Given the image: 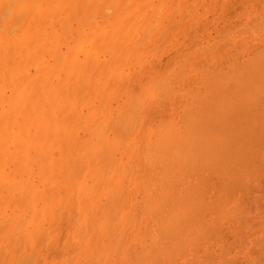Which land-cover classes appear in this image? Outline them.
<instances>
[{"label":"bare ground","instance_id":"1","mask_svg":"<svg viewBox=\"0 0 264 264\" xmlns=\"http://www.w3.org/2000/svg\"><path fill=\"white\" fill-rule=\"evenodd\" d=\"M154 1H156L155 3L159 1L158 8L155 6L153 7L152 3ZM154 1L0 0V243L1 241L3 242V245H0L2 247V249L0 248V253L4 254L3 252H5L8 255V258H5L4 261L7 259V261L10 262L13 258L25 257L24 253L27 251V259L23 258L26 263H23V260H21L22 262L19 261L20 258L16 259L21 264H32L34 259L32 258V260L30 258L31 256L34 257L33 253L36 249L34 248L35 250H32L33 252H28V250L36 246L39 247L40 244L38 245V242L41 243V241H51V243H53L52 241H59L62 242L61 247L53 248L48 245L43 253L39 252L38 254L35 251V255H38L35 259V264H217V262H214L213 253H210V251V255L205 254V256L202 253L199 254V248L201 246L206 244V246H209V244H211L210 239L212 237V230H215L216 227V225L212 227L211 224V222L215 224V220L212 221L215 218L213 212L215 210L217 211L216 213L220 212L222 215L218 214L219 217L226 219L229 215L228 220L232 219L230 218V214L232 215L237 212V214H235L237 217L235 215L231 217L234 218L235 216V218H238V215L242 214V209L239 210V213V208H237L239 205L237 204V200L239 199H237V197L233 198L234 192H237V189L242 187L239 189L241 190V194L238 198H240L244 190L243 184L252 181V176L249 178L250 180H246V177H248V175L250 176L252 172L253 174L257 172L256 175L258 176L260 172L262 174L264 170V166L262 167L263 170L260 168L261 164L264 165V160H262L264 153L262 154L260 152L261 154H259L262 156L258 155L261 149L255 148V146L259 147L260 145H264V131L262 132L261 130L264 126V112L262 110L264 109V104H262L261 101L264 99L260 98V95H264V90L261 89L264 88V80H262L264 79V77H262L264 75H254V77H257L254 81L257 79L259 81L261 79L259 81L260 83L255 81L256 83L258 82L259 85H254L253 81V73H257L258 71L259 74L260 69L258 70V67L264 68V58L262 57L264 56V49L261 47L262 49L260 48L258 50L259 47H257L261 46V44L258 45V43H263L262 41H264V32H262V29L264 30V23L262 24L264 20L260 18L261 20L259 21V18L251 14L255 9H258V7H254L252 12L249 11V14L254 16L251 18L254 20L256 17L257 20L254 21L256 23H253L251 19V23H253V27L250 25L252 31L256 34L257 32L263 34V36L257 34L261 38L256 37V35L253 37L257 38L255 40L257 49L255 47L252 48L253 45L251 47L253 51L249 48L247 49L252 51V53L249 51L245 52L246 54L247 52L251 54V56L248 55L246 57V61H243V59H245L244 56L243 59H239L245 53L242 54L241 57L239 56L238 60L240 61H235L234 57L236 58L238 54L234 56V51L232 49H234L236 42L237 44L239 42L235 39L231 41V43L236 41L235 44H232L234 45L231 49L233 52H229V55L231 54L232 56L227 55L228 51H223L226 53L224 56L226 60L228 58V60H230L231 58V62L227 60L225 64L229 62L228 64L231 63L230 65H232V68L236 66L238 71L236 67L233 69L238 73L241 70L240 74H235V71L227 64L231 72L234 71L232 73L235 74V76L240 75V79L239 76H237L238 78L235 77L236 81L242 85L248 81L245 84L249 85V87H240L239 83H237L238 86L236 81H233V85H237L236 87H240V89L235 87V90L232 85L233 87H231L233 90L230 93L234 95L236 93L235 91H237V95L231 98L230 96H232V94H226L227 90L231 91V89L227 87L229 83L226 82L227 85L224 81L229 79L234 80V76L229 72L230 69L229 71H227L228 69L226 70L227 66L221 68L223 66L220 65V67L216 63L215 65L218 66V68H216L214 62L212 64V66L214 65L216 68L212 69L214 74L210 70L211 67L210 69L204 67V69L212 74L214 78V75H216L217 78H215L216 80L213 77V79L210 78L211 81L214 80V82H212L213 85H211V81L209 83L203 82L204 86L208 84L206 90L211 87L210 91H213L217 87L213 89L212 86L214 87L219 83H224L223 85H225V88L222 86L223 89H221V85H219L220 87L217 89H220L218 93L221 95L217 93V90H215V94H210V91H206L202 84H198L197 86L193 81L192 86L196 84L195 87L197 90H200L199 86L203 88V91L201 90L203 94L198 91V95L202 98L204 91H206L208 94L205 93L208 96L202 99L206 100V98H209L208 100L210 102V98L215 96L211 102L216 104L212 107L213 103L211 104L210 102L209 104L206 100L207 102L204 101V103L206 102L207 104H203V106L205 105V109L196 110L198 106L200 108L204 107L200 106L202 105V103H200L202 100H200V97L197 95V90L195 91L196 88L194 89L192 86L189 87V79L194 78V80L198 82L201 80L199 76H203L202 78L207 80L206 76H209L207 75L209 73L204 70L203 67H198L199 69L197 67H192L195 63H190L191 60L189 61L188 58H185V60L187 59L186 61H188L186 62L182 57L183 61L180 59L179 61L182 63L185 62L186 64L179 62L178 65L175 63V65L178 66L176 68L171 67L172 69L170 71L166 70V73L165 71L164 73H159L158 70H154V65L152 66V63L155 61L153 60H150L151 65L149 64L152 70L147 66L145 70L144 64L150 58L155 57V51L161 44L162 46L166 44L164 40L169 39L168 36L172 35L171 32L174 29L171 28L172 30H168V32L171 31L170 35L167 33L168 36L163 39V41L161 40L163 36L160 39V35L162 34L159 33L161 30H159L158 27L161 29V25L162 27L164 26L162 23L165 22L160 19L161 17H165L160 13L164 14L167 10L170 12L169 8L167 10L163 9L164 13L162 12L163 10L160 11V9H162L165 3L168 7L171 4H173V6H171L174 7L179 0H170V4L167 3V0ZM197 1L198 0H196V2ZM226 1L229 0H225L224 4H229L225 3ZM179 2H181L180 4L182 5L184 3L186 7V4L189 5L186 2H191V0H186V2L185 0H180ZM196 2H194V4ZM204 2L206 3L207 0ZM214 3L216 6L218 2L216 3L215 1L211 4ZM194 4L191 6L190 13L192 14L198 9L197 6L195 7L196 9L192 8ZM202 4L205 6L203 2ZM202 4L199 8L203 11L204 7ZM218 4V8L222 9V7H220L221 0ZM181 8L184 10V6ZM260 8L259 5V9ZM177 9L175 8V11ZM246 10L247 9L244 11ZM173 11L174 9H171V12ZM260 11L261 9L259 12ZM204 12L205 10L203 14ZM180 13H183L181 9ZM200 13H202L201 10L198 13L199 16L197 15L198 17L202 15ZM207 13L209 15L211 14V18L218 14L217 11L214 15H212L211 11L210 13L207 11ZM167 14L168 11L165 15L167 16ZM245 14H247L248 19L250 15H248L247 12ZM183 15L184 13L181 14L182 17ZM259 15H261V13H259ZM262 16H264V14H262ZM188 17L191 18L193 16L189 15ZM205 17L207 18L209 16L206 15ZM203 18L201 20L202 22ZM169 19L172 21V19L175 20L177 17L171 18L170 15ZM188 19H186V21H188L189 24ZM207 19H205V21ZM195 20H197V18ZM199 21L198 24H201ZM218 21L221 20L219 19ZM247 21H249V19ZM212 22H210V24ZM172 23L174 22H168L166 24ZM186 23H184V26ZM182 24L183 23H181L180 26L177 25L178 28H180ZM194 24H196V22ZM217 25L219 24L217 23L216 26ZM245 25L249 30V23L247 22ZM254 25L260 26L261 30L258 27L257 30ZM187 26L188 27L185 29L186 31L190 28L189 25ZM164 27L167 28V25ZM166 28L162 29V31L164 30L163 35L166 34ZM178 28H176V30ZM244 28L245 27H242L240 29L241 33L237 29V31L233 29L230 33L233 32L234 34V31L235 33L239 32L234 34V38L238 36L242 41V38L245 39L248 36L247 40L250 41V39H252L253 42L254 39L252 38V31H250L251 28L249 31H242L246 29ZM254 28L256 31H254ZM180 29H182V27ZM196 30L197 29H195V31ZM210 30L213 31V29ZM218 31L220 30L218 29ZM242 32L244 34L250 32V35L248 33L244 35ZM157 33L160 35L158 34L156 37L157 39L159 38L162 43L158 41L160 44L158 43L159 47H156L157 49L155 50L153 46H155L157 42L152 40V38H156L155 35ZM226 33L229 34V31L222 34ZM200 34L203 35L202 33ZM233 34L231 33V35L229 34L227 36H232L233 38ZM240 34L242 35L240 36ZM172 36L170 37L173 38ZM223 36L218 40L210 39L213 44L220 45L219 42L221 40H229L228 38L224 39L225 36ZM179 37L175 39L180 40ZM257 40H260V42H257ZM150 41L152 42L151 45ZM153 41H155V43ZM181 41L182 40H180V42ZM215 41L217 43H215ZM209 42L210 43L202 44L199 48L204 50L206 46H214L211 44L212 42L210 40ZM229 42H227L229 44L227 46L231 45ZM191 43L192 42H190V44ZM176 44H179V42ZM187 44L188 43L185 45ZM237 44L236 46L241 43ZM162 46L159 50L164 48H162ZM166 47L167 48L164 49L166 50L165 53L169 52V45H166ZM220 47L223 48L222 45H220ZM211 48L212 47H210V49ZM215 48V46L212 48L213 53L211 55L220 57V53H217L218 55L216 54ZM236 48L238 47H235L234 50H238ZM207 49L210 50L209 47ZM240 49V51L243 50V48ZM202 50L201 53H203ZM208 50L205 49L204 53ZM199 51L200 49L197 51L193 49L189 52L190 54L194 52V54L198 56L195 58L194 54H191L194 56L192 57L194 61H198L200 55L202 56ZM254 51H258L259 54L262 51V54H260V56H262L259 57L258 54L254 55L256 54ZM197 52H199L200 55ZM217 52L220 51L217 50ZM156 54H158L157 51ZM190 54H188L187 57H190ZM159 56L161 57L160 54ZM254 56L263 59L262 62V59L259 61L256 57L257 60L261 62L259 66H257L259 63ZM203 57L205 61L208 59L206 54L202 56L201 66L206 63L205 61L203 63ZM225 58L221 60V63ZM209 59L212 61L210 56ZM213 61H216V59ZM234 61L236 65L232 63ZM237 61L241 63V65L238 64ZM254 61H256V67L253 65ZM244 62H247L245 66ZM249 63L250 65L252 64L251 68L248 67ZM197 64H199V62H197ZM181 65H183V68ZM184 65L188 67H185L188 71L191 67L192 70H190L193 71L192 73L194 74L196 73L195 70L197 73H199L198 70L206 71L207 74H204L202 71L200 75L196 73L197 75L195 76H197V79L191 76V78L185 80L188 87H186V85L183 86L181 85L183 79L187 75V77L190 75L186 74V72H181V69L182 71L185 70ZM237 65H239V67ZM168 67L166 69H168ZM242 67L246 68V76H248V78L245 76V73L242 75V71H245ZM219 68L229 72L226 75L222 74L225 78L232 76L223 81L224 77H221L222 75L220 76L218 73L215 74L217 70L222 71ZM253 68H255L256 71ZM146 73L149 74L145 76ZM249 73L252 74L253 78L250 77L251 75ZM181 74H183V76ZM244 77L246 80L241 81L245 79ZM249 78H252V81ZM261 81H263V83H261ZM228 82L231 84L232 81L230 80ZM249 82H253V84ZM185 88H187L186 93L194 90L193 93H187L189 94L188 96L196 92L193 97H189L197 106H192L195 105L194 103L192 105L190 104V106H192L191 108L195 107V110L193 109L194 111L188 107V109H186L188 111L183 112L185 106L182 110L176 107V105H173L175 102L173 99L175 98V100H177L176 96L178 95H180L181 100L187 102V100L182 99L184 97H181L183 94V96L188 98L187 94L184 92V95L183 93ZM189 88L193 89L190 91ZM261 92L263 94H261ZM254 93L259 96V98L255 96V98L257 97L258 99L256 98V100L252 101L251 98L254 97ZM224 94L227 96L229 95V98L224 96ZM218 95L220 97L224 96L225 99L222 97L219 101L220 98ZM120 96H123L124 99ZM236 96L246 97L249 101L251 99L252 102H250L253 104L259 100L260 103L258 102V104L255 103L252 105L250 102L249 104L246 103L248 102L246 100V107L245 104H243L245 100ZM117 97L123 100L122 103L120 99V103H116ZM241 99L242 101H240ZM216 101H218V104ZM178 103L179 101L176 104L178 105ZM198 103H200V105ZM236 104H239L237 106L239 110L245 106L247 112L250 111L248 109L250 106L251 108L252 106L254 107V110L252 109L250 111L252 113H248L251 116V121L248 119L250 117H243L248 116L245 107V111H242V109L239 111L237 109L235 112ZM241 104L244 106H240ZM186 105L188 106L187 103ZM255 105H258V108ZM162 106L172 109V111L165 112L164 110L167 108H163ZM173 106L175 107L172 108ZM206 106L209 108L207 109ZM259 107L261 109H259ZM175 108L182 110L183 114H181L182 112L177 114L175 111L178 109L176 110ZM255 108H257L258 111L261 110L260 114L263 117H258L259 112L255 110ZM232 111L237 114L235 115ZM238 111L241 113H238ZM254 112L256 115L253 114ZM232 113L235 115V118L231 117ZM239 114H241L242 117H239ZM256 116L257 118H255ZM227 119H231V122L234 121L237 122V124H240L238 123L239 120L243 121L247 119L244 121H246L245 124H248H243V126L248 129L246 131H248L249 135L251 131L257 134L258 130H256V127L262 126L261 129L258 127L260 134L258 133L259 136H257V138H254L256 135H253V141L251 137H249L250 139L248 138L249 135L245 132V128H243L241 132H237V130H234L233 126H236L235 129L241 126L234 125L235 123L232 124L231 122H229L231 124H229V126L227 125ZM255 120L261 125H257L258 123L255 125ZM259 120H263V122ZM221 126H226L229 129L233 127L231 128L233 131H227L226 127ZM251 126L254 130L251 129ZM233 132H237L236 136L240 132V135L238 134L240 138L244 133L246 136H244V134V137L239 139ZM242 132L244 133L241 134ZM227 133H233L234 136H232V134L228 135ZM230 137H236L237 140H231ZM245 137L247 140L249 139V141H245V139H243ZM258 137L262 138L258 139ZM238 140L242 141V144L238 142ZM251 141H253L251 144L255 149L251 148L255 151L251 150L250 147V149L248 148ZM257 142H259L260 145ZM254 143L257 145H253ZM239 144L246 146L243 148V146ZM229 145L231 146L228 147ZM234 146L241 148H238L239 153H241L243 149L246 153H244V155H246L244 157L248 159L245 161L247 164L243 161V163L241 162L242 168L245 166L243 169L241 168L244 173L239 167L240 160L244 159L242 156L244 151L240 156L236 155L237 157L239 156V158L241 157V159H238V162L236 156L233 155V151H235V154H238V149ZM229 151H232L231 155L235 157L234 159L229 155ZM251 151L254 154L257 153L256 156H252ZM257 155L258 157L260 156V165L259 162L258 164L254 162V160L256 161L258 159ZM230 158L237 163L230 160L233 162L230 163L233 164V166L230 165V170H232L233 167L232 171L229 169L225 170L229 165L228 163L230 161L228 162V160ZM249 160L257 165L258 169H256V167L254 168V164H251L253 169L256 170L255 172L249 167L251 163ZM234 164L239 167L236 168L241 170L243 174L247 175V172L249 173L247 176L244 175L243 177V175H240L241 172H239V183L237 179H235L236 181L233 180L234 176L232 178L231 172H233L234 169L238 172V170L234 168ZM220 168L223 170L221 169L218 171ZM248 168L251 169L248 170ZM216 170L220 174V176L217 175L219 178V180L217 179L218 184L223 182L228 185V181H220V178H225L224 175L230 172L228 175L231 174V180L229 177H227V180H230L233 184L229 185V187H234V191L232 188L231 191H229L230 189L227 190L229 187L225 184H222L223 187H220L219 190L214 184L213 186L215 188L210 186L211 179H215L213 173ZM224 171H226V173ZM221 172H224L223 176ZM236 172L234 171L233 175H235L234 173ZM256 175L254 174L255 177ZM239 176L242 178L241 181ZM256 178L255 180L257 183L258 178ZM234 183H236L237 186L234 185ZM241 183H243V186L240 185ZM248 184L245 185L247 191L250 188L247 186ZM256 186H258V184ZM223 188L225 190H222ZM213 190L226 193L225 195L223 193V196L227 197L224 199V201H226L224 202L223 198L221 201L219 197L221 194L218 193L219 196L213 195L216 197V201L218 200L217 198H219V202L217 201L216 203V201H214L215 197L214 199H212L213 197L211 198ZM247 191L245 192L247 193ZM250 191L251 189L248 192ZM254 194L256 195V193ZM246 196L249 195L247 194ZM231 199H234V202L231 201ZM257 199L260 204L261 199L259 197H257ZM230 202H233V204H230ZM225 203H229L230 205ZM222 205L224 208L221 207ZM219 206L224 212L219 211ZM228 206H232L230 210ZM234 207H236V210L233 209ZM257 207L259 206L257 205ZM209 210L211 211V216L210 213H205ZM244 210L247 211V207ZM229 212L231 213L229 214ZM204 213L210 218H205L206 215ZM224 213L227 217L223 216L225 215ZM243 213L245 212L243 211ZM262 216H264V214ZM240 217L241 216H239V218ZM235 218L234 220H236ZM238 219L236 221L240 223V219ZM257 220L258 219H256V221ZM234 238L235 243L238 237ZM254 239L258 240L259 237ZM230 242H232V240ZM262 242H264V240H262ZM229 244L231 245L232 243ZM219 245L217 247L223 250L221 249L218 254L220 255V253H223L224 255L222 254L223 257L221 255V260L218 259V261H221L220 263L222 264H226L222 262L225 259L226 262L228 261L227 264L231 263V261H233L231 264L235 263V256L238 258V255H235L237 253L227 257L226 255L228 252L226 253V249ZM262 245L264 244H260V247ZM205 249H207V247H205ZM229 249L230 247L227 248V251H230ZM251 249H253V247ZM205 251L207 253V250ZM253 251L248 254H252L250 256L254 257L255 254H253ZM241 252L239 254L243 253ZM218 254L216 256H218ZM39 255L41 256L39 257ZM255 257L258 259L256 255ZM16 259L12 261L13 264L16 262ZM244 260L248 262V259L245 258ZM219 262L218 264H220ZM0 263L5 264L6 262L3 263V261H0Z\"/></svg>","mask_w":264,"mask_h":264},{"label":"rangeland","instance_id":"2","mask_svg":"<svg viewBox=\"0 0 264 264\" xmlns=\"http://www.w3.org/2000/svg\"><path fill=\"white\" fill-rule=\"evenodd\" d=\"M153 1H154V0H153ZM153 1L149 0V2H153ZM157 1H158V0H157ZM179 1H180V0H179ZM179 1H177V5L175 4L174 7H172L173 4H171L172 6L169 5V7H168L167 4L165 3L164 6H163L164 8L162 7V9H160V11H162L163 9H164V10H167L168 8L170 9V12H169V10H167V11H168L167 16L165 15V13H167V11L164 13V10H163L162 12H163L164 14L160 13L162 16H163V15L165 16L164 18H162L161 15H160V17H161L160 19L165 21V22L162 21V22H164V23H162V24H163L164 26L167 25V28L163 26V27L166 28L167 30H166V32H165L166 34H164V35H165V36H164V35H163L164 30L162 31V29H164V28H163L162 25H161V29H160V27H158V28H159V30H161V31H159V33L162 34V35H160L159 33H157V34L155 35V37L159 34V35H160V39H161L162 36L164 37V38L162 37V39H161V40L163 41V39L167 38V36L170 35V32H171V31L168 32V30L171 29V28H172V29L174 28L173 30L171 29V30H172L171 33H172L173 36L170 35V36H172L174 39L171 38L170 36H168L169 39H167V40L165 39V40H164L166 44L163 43L165 46H164V45L162 46V44H161L160 47H159V46H158V43H159V42L162 43V41L159 40V38L157 39V37H156V38H154V37L152 38V40H155V41L157 42V43H156L157 46H156V45L153 46L154 44L152 45L153 47H155V50H156L158 47L161 48V46H162V48H163V47H164V48L162 49L163 52H162L161 49L159 50V48H158V49L156 50L158 54H156V51H155V57H154V58H150V59L144 64V66H145V70H146V66H147L149 69L152 68L151 66H149V64H150V60H153V61H155V62L157 61L156 63H155V62H154V63L151 62V63H152V66L154 65V66H153V67H154L153 69L156 70V71L158 70L159 73H164V71H165V73H166V70H167V71H170L172 68H176V67L179 65L178 63L181 62V61H179V59L182 60V61H183V59H184V61H186L187 59L185 60V58H188L189 61H190V60L193 61V62L190 61V63H192V64L195 63V65L192 66V67H197V68H198V67H203V69H204V67H205V68L207 67V68H209V69H210V67H211L210 70H211V72L213 73V72H214V71L212 70L213 68H215V67L218 68V66L222 65L223 67L220 66L221 68H225V67L227 66V67H226V70L228 69L227 71H229V69H230L229 66H231V68H232V65H230L231 63L228 64L229 62H231V61H230L231 58H230V60H228L229 58L227 57V55H228V56L231 55V54L229 55V52H230L231 49L234 47V45H232V44H235V42H236V41H235L234 43H231V41H232V40L234 41V39H235V40L239 41L238 44L241 43V44L238 45L237 42H236V44H237L238 46H236V44H235V47H238V48H236V49H238V50H234V49H235V47H234V49H232L234 52L231 51V52L234 53V54L232 53L234 56H235L236 54H238V55H236V58L233 56L234 59H235V61H236V60H238L239 56L241 57V55L244 54L246 51H249L250 53H252V51H253V50L251 49L252 45H253L252 48H254V47L256 48V46H257V45L255 44V43H256L255 40L257 39L256 37L261 38V37L258 36V35H262V36H263V34H260V33L257 32V34H258V35H257L255 32H253L251 26L253 27V23H256V22H254V21L256 20V17L259 18V21H260L262 18H263L262 20H264V16H262V14H264V12H261V11H264V9H263V7H264V5H263V4H264V0H231V1L229 0L230 2H229V1H226V2H225V3H229V4H224V1H225V0H221V5H220V7H222V9L218 8V7H219V4H218V3L220 2V0H219V1H217V0H207L206 3L204 2L205 0H198L197 2H196V0H191V2H186V0H185V2L189 4V5L186 4V7H187V8L185 7V4H184V3H183V5L180 4L182 1H181V2H179ZM200 1H201V2H200ZM208 1H209V2H208ZM215 1H216V3L218 2V3L216 4V6H215V3H214V4H211V3L215 2ZM239 1H240V2H239ZM243 1H244V2H243ZM155 2H156V1H154V2L152 3V5H153V7L155 6L156 8H158V3H159V1H158L157 3H155ZM183 2H184V1H183ZM194 2H196V3L194 4ZM202 2L205 4V6H203ZM232 2H233L234 4H233ZM167 3L170 4L171 1H170V0L168 1V0H167ZM173 3H174V1H173ZM175 3H176V1H175ZM230 3H231V4H230ZM156 4H157V5H156ZM178 4H180V5H178ZM192 4H194V5H193L194 7H192V8H195V7L197 6L198 9H199V10L197 9L195 12H193V14L190 13ZM201 4H202V6L204 7V10H205L204 14H203V11H204V10L202 11V9L199 8V6H200ZM209 4H210V7H209ZM181 5L184 6V10H182L183 8H181V7H182ZM225 5H226V6H225ZM238 5H239V6H238ZM242 5H243V6H242ZM247 5H248V7H247ZM259 5H260V7H261V8H260V9H261L260 12H259V10H260V9H259ZM202 6H201V7H202ZM206 6H207V7H206ZM214 6H215V8H216L217 10L214 8ZM233 6H235V7H233ZM245 6H246V7H245ZM203 7H202V8H203ZM205 7H206L207 9H206ZM229 7H230V8H229ZM254 7H256V8L258 7V9H255L256 11H255V10L253 11L252 9H253ZM156 8H155V9H156ZM165 8H166V9H165ZM175 8H176V9L178 8V9L176 10V11H178V12L175 11ZM185 8H186V11H185ZM208 8H209V10L212 12V15H214L216 11H217L218 14H216L215 16H213V18H211V17H212L211 14L209 15V14L207 13V11L210 13V11L208 10ZM210 8H211V9H210ZM248 8H249V9H248ZM171 9H172V10L174 9V11L171 12ZM180 9H181V12L184 13L183 17L181 16V14H183V13H180ZM187 9H188V10H187ZM195 9H196V8H195ZM195 9H194V10H195ZM213 9H214V10H213ZM219 9H220V10H219ZM228 9H229V10H228ZM238 9H239V10H238ZM241 9H242V10H241ZM245 9H247V10L244 11ZM262 9H263V10H262ZM200 10H201V12H202V13H200V14H202V15H201L200 17H198V16H199L198 13H199ZM215 10H216V11H215ZM218 10H219V12H218ZM257 10H258V11H257ZM192 11H193V9H192ZM239 11H240V12H239ZM243 11H244L245 13L247 12L248 15H250V14H249V11H251V12L253 11L251 14H252V15H255L256 17H255L254 20H253L252 18H253L254 16H251V15H250V17L248 16V19H249V21H250V22H249V21H247V20H248V19H247V14H245ZM185 12H186V13H185ZM233 12H234V13H233ZM238 12H239V13H238ZM254 12H256V13H254ZM173 13H174V15H173ZM194 13H195V14H194ZM223 13H224V14H223ZM259 13H261V15H259ZM191 14H192V15H191ZM234 14H235V15H234ZM170 15H171V18H173V17L176 18V17H177V19H175V20L172 19V21H170V19H169V18H170ZM176 15H177V16H176ZM189 15H190V16H193V17L190 18V17H188ZM197 15H198V16H197ZM206 15L209 16V17H207L208 19L205 17ZM243 15H245V16H243ZM175 16H176V17H175ZM179 16L182 17V18H180ZM231 16H232V17H231ZM259 16H260V17H259ZM203 17H204V18H203ZM239 17H241V18H239ZM244 17H246V18H244ZM251 17H252V18H251ZM166 18H167V20H166ZM188 18H190V19H192V20H190V19H188ZM196 18H197V20H195ZM202 18H203V22L201 21ZM209 18H211V19H213V20H211V19H209ZM228 18H229V19H228ZM260 18H261V19H260ZM168 19H169V21H168ZM180 19H181V20H180ZM186 19L189 20V24H188V21H186ZM205 19H207V20L205 21ZM219 19H220L221 21H218ZM232 19H233V20H232ZM236 19H237V20H236ZM251 19H252L253 23H251V22H252ZM199 20H200V21H199ZM175 21H176V22H175ZM183 21H184V22H183ZM185 21H186L187 23H186ZM198 21L201 22V24H198ZM212 21H213V22H212ZM217 21H218V22H217ZM232 21H233V22H232ZM256 21H257V20H256ZM168 22H174V23H172V24H166V23H168ZM195 22H196V24H194ZM208 22H209V23H208ZM210 22H212V23L210 24ZM247 22L249 23V27L251 28V30H250V28H249V30L252 31V33H253L252 38L256 35V37L253 38V39H254L253 42H252V39H250V38H249V39H250L251 42L247 40V39H248V36H247L245 39L242 38V41L240 40L241 38H239L238 36H237L238 39H237V38H234V36H235L234 34L239 33V32L235 33V31H234V34H233V32H231V33L233 34V38H232V36H230L232 39H231L229 36H227V35H229V34L231 35L230 31H232L233 29H234V30L237 29V30H239L240 33H241V30H240V29H241L242 27H245V28H246V25H245V24H246ZM181 23H183V24L181 25L182 29H180L181 27L178 28V26H180ZM184 23H186L185 26H184ZM217 23L219 24V25H217L218 28H217V26H216ZM228 23H229L230 26L228 25ZM240 23H241V25H240ZM263 23H264V21L262 22V24H263ZM209 24H210V25H209ZM234 24H235V25H234ZM258 24H259V25H262V24H260V23H258ZM177 25H178V26H177ZM187 25L190 26V28H189L188 31L185 30L186 27H188ZM193 25H194V26H193ZM201 25H202V26H201ZM214 25H215L216 27H215ZM250 25H251V26H250ZM256 25H257V24H256ZM256 25H254V26H255L256 29L258 30V28H260V26H256ZM159 26H160V25H159ZM191 26H192V27H191ZM199 26H201L202 28L199 27ZM213 26H214L215 28H214ZM226 26H227V27H226ZM231 26H232V28H231ZM240 26H241V28H240ZM247 26H248V25H247ZM198 27H199V28H198ZM236 27H237V28H236ZM257 27H258V28H257ZM261 27H262V26H261ZM176 28H178V29H177L178 31L176 30ZM204 28H205V29H204ZM208 28H209V29H208ZM225 28H226V29H225ZM229 28H230V30H229ZM245 28H244V29H245ZM263 28H264V27H263ZM187 29H188V28H187ZM195 29H197V30H196L197 32L195 31ZM210 29H213V31L216 29V30H215L216 33H215V31L213 32V31H211ZM218 29H219L220 31H218ZM221 29H222V30H221ZM254 29H255V28H254ZM254 29H253V30H254ZM256 29H255L254 31H256ZM179 30H180V31L182 30V31L180 32ZM205 30H206V31H205ZM208 30H210V31H208ZM224 30H225V31H224ZM237 30H236V31H237ZM246 30H248V28H246L245 30H242V31H246ZM249 30H248V31H249ZM260 30H261V28H260ZM260 30H259V31H260ZM203 31H204V32H203ZM217 31H218V33H217ZM227 31H229V34H228V33H226V34H222V33H225V32H227ZM161 32H162V33H161ZM185 32H186V34H187V33H188V34L186 35ZM212 32H213V33H212ZM260 32H261V31H260ZM262 32H264L263 29H262ZM167 33H168V35H167ZM181 33H182V34H181ZM200 33H202V34L205 35V36L201 35ZM209 33H210V34H209ZM219 33H220V34H219ZM242 33H243V32H242ZM247 33L250 35V32H247ZM247 33H246V34L243 33V34H244V35H247ZM207 34H208V35H207ZM183 35H186V36H183ZM200 35H201V37H200V39H199V36H200ZM209 35H210V36H209ZM223 35H224L225 37H224ZM241 35H242V34H240V36H241ZM251 35H252V34H251ZM179 36H180V37H179ZM222 36L224 37V39H225V38H228L229 40L231 39L230 42H229V40H224V41H226V42H224V41L221 40V39H220V40H221L220 42L218 41V42L220 43V45H222L223 48H221L220 45L213 44V42H212L213 39H215V40L217 39V40H218V39H219L220 37H222ZM158 37H159V36H158ZM176 37H177V38L179 37V39L182 40V41L180 42V40H176V39H177ZM184 37H185V38H184ZM242 37H243V36H242ZM244 37H245V36H244ZM249 37H250V36H249ZM175 38H176V39H175ZM183 38H184V39H183ZM204 38H205V39H204ZM210 38H211L212 40H211ZM259 38H258V39H259ZM148 39H149V38H148ZM149 40H150V39H149ZM170 40H171V41H170ZM175 40H176V42H175ZM209 40L212 42L211 44L214 45V46L216 47V48H215V50H216V51H215L216 54H217V53H218V54L220 53V55H221V56L219 55L220 57L211 55V54L213 53L212 48H214V46H206V48H205L206 50H208V49H207L208 47H209V49H210V47H212L210 50L206 51V53H204V52H205V49L202 50L201 48H199L200 46H202V44L210 43ZM245 40H246V41H245ZM262 40H263V38H262ZM155 41H153V42L155 43ZM158 41H159V42H158ZM167 41H168V42H167ZM173 41H174L175 43H174ZM177 41L179 42V44H176V43H178ZM204 41H205V42H204ZM222 41H223V42H222ZM247 41H248V43L246 44ZM150 42H151V41H150ZM170 42H171V43H170ZM172 42L174 43V45H173ZM185 42L188 43V44L185 45V44H186ZM190 42H192V43L190 44ZM196 42H197V43H196ZM202 42H203V43H202ZM227 42L231 43V45H230L231 47H230V46H227V45H229ZM257 42H260V40H259V41L257 40ZM262 42L264 43V41H262ZM160 43H159V44H160ZM168 43H169V44H168ZM195 43H196V44H195ZM215 43H217V42L215 41ZM219 43H218V44H219ZM221 43H222V44H221ZM225 43H226V45H225ZM263 43H258V45L261 44V46H257V47H259L258 50H259L261 47H263V49H264V44H263ZM151 44H152V42L150 43V45H151ZM189 44H190V45H189ZM248 44H249V45H248ZM250 44H251V45H250ZM166 45H167V46L169 45L168 50H169L170 54H169V52H166V53H165L166 50H164V49L167 48ZM177 45H178V46H177ZM188 45H189V46H188ZM207 45H209V44H207ZM216 45H217V46H216ZM245 45H246L247 47H246ZM262 45H263V46H262ZM174 46H175V47H174ZM244 46H245V47H244ZM156 47H157V48H156ZM169 48L172 49V50H170ZM174 48H175V49H174ZM195 48H197V49H195ZM226 48H227V50H226ZM240 48H243V50L240 51V50H241ZM248 48H249L250 50H252V51L247 50ZM176 49H177V50H176ZM184 49H185V50H184ZM193 49H194V51H197L198 49H200V51H199L200 53H201V50H202V51H203V53H201L202 56H205V54L207 55L208 59H207L206 61H205V59H204V57H203V63H204V61L206 62V63H204V65L202 64L203 66H201V62H202V61H201V57H202V56L200 55L199 52H197V53H199V55H200V58H199V59L197 58L198 61H197V60L194 61V60L192 59V57H194V56H195V58L198 57V56H196V55L194 54V52L191 53V54H194V56L191 55V54L189 53V52L192 51ZM239 49H240V50H239ZM256 49H257V48H256ZM256 49H255V50H256ZM261 49H262V48H261ZM174 50H175V51H174ZM217 50L220 51V52H217ZM244 50H245V51H244ZM159 51H160V53H159ZM178 51H179L180 53H179ZM210 51H211V53H210ZM223 51H228L226 57L228 58L227 60H228L229 62H228L227 64H228L229 66H228L227 64H225V61L227 62L226 58L224 57L226 53H224ZM236 51H237V52H236ZM263 51H264V50H263ZM161 52H162V53H161ZM222 52H223V54H222ZM231 52H230V53H231ZM240 52H241V53H240ZM249 52H247V54L245 53L246 55H245V54L242 55V57L239 58V59H243V56H244L245 59H243V61H246V57H247L248 55L251 56V54H249ZM254 52H255V51H254ZM254 52H253V54H254ZM163 53H165V54H163ZM175 53H176V55H175ZM195 53H196V52H195ZM255 53H256V54H254V55H257V54H258L259 57L262 56V55L260 56V54H262V51L260 52V54L258 53V51L255 52ZM159 54L161 55V57L159 56ZM162 54H163V56H162ZM188 54H190V57H187ZM216 54H215V55H216ZM218 54H217V55H218ZM173 55H174V56H173ZM171 56H172V57H171ZM209 56H210V58H212V59H211L212 61H210ZM231 56H232V55H231ZM252 56H253V55H252ZM156 57H157V60H156ZM173 57H174V58H173ZM182 57H183V59H182ZM221 57H222V58H221ZM256 57H257V56H256ZM256 57L254 56V58L257 60L258 57H257V58H256ZM262 57L264 58V56H262ZM190 58H191V59H190ZM223 58H225V60H223V62H222L223 64H222V63H221V60H222ZM248 58H250V57H248ZM214 59H216L217 62H216V61H213ZM234 59H232V60H234ZM258 59H259V58H258ZM261 59H262V58H261ZM261 59H259V61H260ZM251 60H252V59H251ZM251 60H250V61H251ZM175 61H176V62H175ZM235 61L232 62L234 65H236V64H235V63H236ZM238 61H240V60H238ZM238 61H237V62H238ZM248 61H249V60H248ZM259 61L257 60V62L259 63V64H257V66H259L260 63H261V62H259ZM186 62H188V61H186ZM197 62H199V64H197ZM214 62H215V63H214ZM255 62H256V61L253 62V63H254V64H253L254 67H256V65H255L256 63H255ZM262 62H263V59H262ZM175 63L178 64V65L176 66ZM181 63H182V62H181ZM181 63H180V64H181ZM184 63H185V62H184ZM184 63H182V64H184ZM213 63H214V65L217 63L218 66H217V65H215V67H214V65L212 66ZM242 63H243V62H242ZM185 64H186V63H185ZM188 64H189V63H188ZM206 64H207L208 66H207ZM224 64H225V65H224ZM238 64L241 65V63H239V62H238ZM245 64H247V62H244V66H245ZM150 65H151V64H150ZM171 65H173V66L175 65V66L173 67V66H171ZM209 65H210V66H209ZM234 65H233V66H234ZM248 65H249V66H248ZM248 65H246V66H248L249 68H251L252 64L250 65V63H249ZM261 65H262V64H261ZM263 65H264V64H263ZM168 66H169V67H168ZM181 66H182V68H183V65H181ZM188 66H189V65H188ZM190 66H191V65H190ZM224 66H225V67H224ZM237 66L239 67V65H237ZM167 67H168V69H166ZM171 67H172V68H171ZM185 67H187V66L184 65V68H185ZM235 67H236V66H234L233 68H235ZM180 68H181V67H180ZM187 68H188V67H187ZM187 68H185L186 71H185V70L182 71V69H181V72H184V73L186 72V74H190L189 77H187V76H188V75H187V76L185 77L186 79H185V78L183 79V81H182L183 83L181 84V85H183V86L186 85V87H188V85H187V82H186L185 80L191 78V76H192V77H195V78L197 79V76H195V75H197V74L200 75V72L202 71V70H201V71L198 70L199 73H197V71L195 70V72H196L197 74H196V73L194 74V73H192L193 71H191V70H192L191 67L189 68V71L187 70ZM216 68H215V69H216ZM221 68H219V69L222 70ZM233 68H232V69H233ZM242 68H244V70H245V71H242V75H243V73H245V76H246V75H247V74H246V73H247V72H246V68H245V67H242ZM164 69H165V70H164ZM190 69H191V70H190ZM198 69H199V68H198ZM201 69H202V68H201ZM215 69H214V70H215ZM236 69H237V67H236ZM253 69L255 70V68H253ZM259 69H260V70H259ZM151 70H152V69H151ZM204 70H206V69H204ZM224 70H225V69H224ZM224 70H222V71H218V70H217V72L215 71V74L218 73V74H220V76H221L222 74L226 75L227 73L231 72V69H230L229 72H226V70H225V71H224ZM233 70H234V69H233ZM239 70H240V69H239ZM251 70H252V69H251ZM258 70H259V74H258V71H257V73H253V77H254L255 74H257L256 76H258V75H260V76H261V75H264V68H263V67H258ZM206 71H207V70H206ZM206 71H205V72L202 71V72H204V74H207ZM234 71H235V70H234ZM234 71H232V72H234ZM237 71H238V69H237ZM237 71H235V74H240L241 70L239 71V73H238ZM255 71H256V70H255ZM260 71H261V72H260ZM187 72H188V73H187ZM207 72H208V71H207ZM232 72H231V73H232ZM236 72H237V73H236ZM248 72H249V71H248ZM250 72H251V71H250ZM253 72H254V71H253ZM208 73H209V72H208ZM251 73H252V72H251ZM260 73H262V74H260ZM148 74H149V73H148ZM148 74L146 73L145 76H147ZM186 74H185V75H186ZM201 74H202V73H201ZM213 74H214V73H213ZM232 74H233V73H232ZM235 74H233V76H234L233 79H234V80L229 79L232 75L229 76V77H226L227 79H229V80H226V81H224V80L226 79L225 76H223V75L221 76V77H224V78H223V81H224L225 84L229 83V85L227 84V85H228L227 87H228L229 89H231V91H230V90L228 91V90L226 89V90H227V91H226V94H228V93H229V95L232 94V93H230V92H232V90H233V89H232V87L234 86V85H233V84H234L233 81H236L235 77L238 78L237 76H239V79H240V75L235 76ZM249 74H250V73H249ZM181 75L183 76V74H181ZM185 75H184V76H185ZM193 75H194V76H193ZM199 75H198V76H199ZM207 75H209V76H206V77H207V78H206L207 80L203 79V78H202L203 76H199V79L201 78V80H202V79H203V80H202V81L199 80L198 82H196V81L194 80V78L189 79V80H190V81H189V83H190V86H189V87L192 86L193 81H194V83L197 84V86H198V84H200V85L202 84V85L204 86V83H203V82H207V83H209V82L211 81L210 78H212L213 75L210 74V73L207 74ZM211 75H212V76H211ZM228 75H229V74H228ZM242 75H241V76H242ZM250 75H251L250 77H252V74H250ZM210 76H211V77H210ZM214 76H215V78H217L216 75H214ZM260 76H259V77H260ZM218 77H219V76H218ZM246 77L248 78V76H246ZM253 77H252V78H253ZM262 77H264V76H262ZM182 78H183V77H182ZM213 78H214V77H213ZM213 78H212V79H213ZM215 78H214V79H215ZM242 78H243V77H242ZM244 78H245V77H244ZM252 78H251V79L249 78V79L252 81ZM255 78H257V77H254V78H253V81H254ZM191 80H192V81H191ZM215 80H216V79H215ZM230 80L232 81L231 84H230V82H228V81H230ZM245 80H246V78H245L244 80L242 79L241 81H245ZM247 80H248V79H247ZM250 80H249V81H250ZM260 80H261V79H260ZM260 80H259V81H260ZM262 80H264V79H262ZM200 81H201V82H200ZM218 81H219V79H218ZM255 81H258V79L255 80ZM255 81H254V85H256V84L259 85L260 82L258 81L259 83H258V82L256 83ZM212 82H214V80L211 81V83H212ZM219 82H220V81H219ZM226 82H227V83H226ZM246 82H248V81H246ZM246 82H245V83H246ZM189 83H188V84H189ZM207 83H206V84H207ZM211 83H210V84H211ZM224 83H223V84H224ZM237 83H239V82L236 81V84H237ZM245 83H244L243 85L239 83L240 87H242V86H247V87H249V85H247V84H245ZM249 83H250V84H253V82H249ZM261 83H263V81H261ZM196 84H193V86H192L194 89L196 88V87H195ZM206 84H205V85H206ZM214 84H217V83H214ZM223 84H222V83H219L217 86H214V87L212 86V88H213V89L216 88V87L219 88V87H220L219 85H221L220 88L223 89V88H225V87H224L225 85H223ZM176 85H177V84H176ZM207 85H208V84H207ZM207 85L204 86V89H205V90H206V88H208ZM211 85H213V83H212ZM232 85H233V86H232ZM237 85H238V84H237ZM237 85H235L233 88L235 89V87H236ZM239 85H238V86H239ZM263 85H264V84H263ZM222 86H223V88H222ZM231 86H232V87H231ZM250 86H252V85H250ZM261 86H262V84H261ZM177 87L179 88L178 85H177ZM177 87H176V88H177ZM240 87H236V88H237V89H238V88L240 89ZM247 87H246V88H247ZM252 87H253V86H252ZM256 87H257V86H256ZM193 88H192V89H193ZM199 88H200V90H199V89L197 90V88L195 89V91L197 90V95H198V91H200V93L203 94V92H202V91H203V90H202V89H203L202 86H201V87L199 86ZM217 88L214 89L213 91L217 90V93H218V91H220V89H217ZM258 88H259V87H258ZM185 89H186V90H185ZM185 89H184L183 93H184V92L186 93L187 88H185ZM192 89L189 88L190 91H191ZM241 89H242V88H241ZM261 89L264 90V88H261ZM201 90H202V91H201ZM207 90L210 91V90H211V87H210V89H207ZM207 90H206V91H207ZM235 90H236V89H235ZM262 90H261V91H262ZM206 91H204V95H203V97H205V96L207 97V96H208V95H207L208 92H206ZM213 91H210L209 93H210V94H213V93L215 94L216 91H215V92H213ZM239 91H240V90H239ZM193 92H194V90H192L191 92H187V93L190 94V93H193ZM205 92H206L207 94H206ZM211 92H212V93H211ZM224 92H225V90H224ZM235 92H236V93H235L234 95L232 94V96H230L231 98H232V97H235V95H237V91H235ZM242 92H243V90H242ZM185 93H184V95H185ZM187 93H186V94H187ZM220 93H221V92H220ZM240 93H241V92H240ZM256 93H257V92H256ZM263 93H264V91H263ZM263 93L261 92V94H263ZM189 94H187V96H188ZM195 94H196V92H195L193 95H190V96L193 97ZM205 94H206V95H205ZM218 94H219V93H218ZM219 95H221V94H219ZM219 95H218V96H219ZM229 95H228V96H229ZM258 95H259V94H258ZM190 96H188V98H186V97L183 96V94H182L181 97H184V98H182V99L187 100V102H186V101L181 100L180 95H178V96H176V97H177V98H176L177 100H175V98H174L173 101H175V102H174V104H173V103H172V104H173V105H176V107H178L179 109H182V108L185 106V107H184L185 110L182 109L183 112L188 111V110H186V109H188V107H189V108H191L192 106L197 107L196 104L192 101V99H190V98H191ZM198 96H199V95H198ZM211 96H213V95H211ZM211 96H210V97H211ZM224 96L228 97V96L225 95V94H224ZM224 96H221V97L219 96V98H220L219 101L222 99V97L225 99ZM253 96H254V97L251 98L252 101H253V100H256L257 97L259 98V96H257L255 93H254ZM255 96H257V97L255 98ZM120 97H121V96H120ZM120 97H117V98H116V103H120V102L122 103V101H123L122 99H124V98H123V96L121 97L122 99H121ZM189 97H190V98H189ZM199 97H200V100L203 101V102H202V101L200 102V103H202V105H200V103H198L200 106H203V104L206 105V104H207V103H206L207 101L209 102V100H208L209 98H206V100H207V101H206V100H203V99H202L203 97H202V98H201V96H199ZM216 97H217V95H216ZM236 97H238V98L240 97V98L244 99L245 101H243V104H245L246 107H247L246 103L249 104V102L251 101V99H250V101H249V99H247L246 97H241V96H236ZM178 98H180V99H178ZM214 98H215V96H213L212 98H210V102H211V100L214 99ZM228 98H229V97H228ZM238 98H235V99H238ZM245 98H246V99H245ZM248 98H249V97H248ZM253 98H255V99H253ZM258 98H257V99H258ZM260 98H263V99H264V95H263V96L260 95ZM119 99H120V102H119ZM235 99H234V100H235ZM242 99H241L240 101H242ZM180 100L183 101V102H181ZM189 100H190V101H189ZM246 100H247L248 102H246ZM261 100H262V99H261ZM173 101H172V102H173ZM178 101H179V103H178V105H177L176 103H177ZM204 101H206V102L204 103ZM252 101H251V102H252ZM259 101H260V100H259ZM259 101H258V102H259ZM263 101H264V100H263ZM263 101H261L262 104H264ZM189 102H190V103H189ZM210 102H209V104H210ZM217 102H218V101H216V103H217ZM236 102H237V100H236ZM245 102H246V103H245ZM251 102H250V103H251ZM258 102L256 101L255 103L258 104ZM180 103H181V104H180ZM182 103H184V104H182ZM186 103L188 104V106L186 105ZM193 103H194L195 105H192ZM212 103H213V102H211V104H212ZM238 103H239V101H238ZM255 103H254V104H255ZM259 103H260V102H259ZM190 104H191L192 106H190ZM217 104H218V103H217ZM239 104H240V103H239ZM239 104H236V108H235L236 110H235V112L237 111V109H238L237 106H238ZM243 104H241L240 106H242ZM251 104L254 105L253 103H251ZM251 104H250V105H251ZM205 105H204V106H205ZM212 105H213V106H212ZM212 105H211V106L214 107V105H216V104L213 103ZM204 106H203V107H204ZM243 106H244V105H243ZM245 106H244V107H245ZM255 106H256V105H255ZM260 106H261V105H260ZM263 106H264V105H263ZM162 107H163V108H167V107H164V106H162ZM174 107H175V106H173L172 108H174ZM186 107H187V108H186ZM195 107H194V108H195ZM244 107H243V108H240V110H239V109H238V110L241 111V109H242V111H243V110L245 111V108H246V107H245V108H244ZM256 107L258 108V105H257ZM178 108H175V109L177 110ZM194 108H191V109L193 110ZM206 108L208 109L209 107L206 106ZM250 108H251V106H250ZM250 108H248L250 111H251L252 109L254 110V107H253V106H252L251 109H250ZM257 108H255V110L258 111ZM263 108H264V107H263ZM179 109H178L177 111H175V110H174V111H175L177 114H178V113H181L182 110H179ZM199 109L203 110V109H205V107H204V108H202V107L200 108V107L198 106V108H196V110H199ZM259 109H261V108L259 107ZM189 110H190V109H189ZM194 110H195V109H194ZM194 110H193V111H194ZM201 110H200V111H201ZM262 110H263V112H264V109H262ZM164 111H165V112H168V111H172V109L167 108V109L164 110ZM233 111H234V109H233ZM233 111H232V112H233ZM239 111H238V113H241V112H239ZM250 111L247 112V108H246V113H247V114H248ZM260 111H261V110L258 111V112H259V113H258V117L261 116ZM183 112H182L181 114H183ZM233 113H234V112H233ZM233 113H232L231 117H234V118H235V115H236L237 113H236V114L234 113L235 115H234ZM243 113H244V112H243ZM243 113H242V114H243ZM251 113H252V112H250L249 114H251ZM261 113H262V112H261ZM249 114H248V116H243V117H244V118H246V117H247V118L250 117V118H248V119H249V121H251V120H250V119H251V116H250ZM253 114H255V112H254ZM259 114H260V115H259ZM240 115H241V114H239L238 116H239V117H242V115H241V116H240ZM255 115H256V114H255ZM252 117H253V116H252ZM261 117H263V116H261ZM234 118H233V120H234ZM255 118H257V116H256ZM240 119H241V118H240ZM258 119H260V118H258ZM229 120H230V121H229ZM229 120H228V119L226 120V121H228V124H227V125H229V124H230L229 122L232 121L231 119H229ZM236 120H237V119H236ZM236 120H235V121H236ZM244 120H247V119H244ZM244 120H243V121L239 120L238 123H240V124H237V122H234V121L231 122L232 124L235 123L234 125H237V126L240 125V126H241V127H240L241 129H240L239 127H237L239 130H238L237 128L235 129L236 126H233L235 131L237 130V132H238V131L241 132V130H243V128H245V127L243 126V124H245L246 121H244ZM252 120H254V119H252ZM256 120H257V119H256ZM256 120H255V121H256ZM226 121H225V122H226ZM259 121H260V122H263V120H262V121L259 120ZM225 122H224V123H225ZM247 122H248V121H247ZM252 122H253V121H252ZM254 123H255V125H256L257 123H258L257 125L260 124L258 121L254 122ZM247 124H248V123H246L245 125H247ZM263 124H264V123H263ZM263 124H262V125H263ZM222 125H223V123H222ZM230 125H231V124H230ZM230 125H229V126H230ZM260 125H261V124H260ZM249 126H250V124H249ZM249 126H248V127H249ZM253 126H254V125H253ZM221 127H226V126H221ZM233 127H230V129H229L228 127H226V128H227L226 130L229 131V130H231V128H233ZM254 127H255V126H254ZM254 127H253V128H254ZM258 127H259L260 129L262 128V126H257V127H256L257 129H256V130H258V131H259ZM249 128H250V127H249ZM251 129H252V126H251ZM251 129H250V130H251ZM244 130H245V132L248 133V131H246V130H248V129L245 128ZM252 130H254V129H252ZM261 130H262V132L264 131V126H263V128H262ZM231 131H233V129H232ZM258 131H257V134H256V133L254 134V132L252 133V131L250 132V135H249V133H248V135H249V136L247 135L248 138H249V137L252 138L253 135H254V136L256 135L255 137H254V136H253V137H254V138H257V136H259V134H260V131H259V132H258ZM237 132H233L235 136H236V133H237ZM240 132H239V133H240ZM233 133H227V134H228V135H231V134H232V136H234ZM239 133H238V134H239ZM243 133H244V132H242L241 134H243ZM258 133H259V134H258ZM238 134H237V136L239 137V139H242V137L246 136V134L244 133L245 135L243 134L244 136L242 135V137L240 138V136H239L240 134H239V135H238ZM262 135H263V134H262ZM262 135H261V136H262ZM237 136H236V137H237ZM263 136H264V135H263ZM236 137H232V138L230 137V139H231V140H232V139L234 140V139H236ZM238 137H237V138H238ZM228 138H229V136H228ZM259 138L261 139L262 137H258V139H259ZM230 139H228V140H230ZM243 139H245V141L247 140L246 137L243 138ZM249 139H250V138H249ZM249 139H248L247 141H249ZM263 139H264V138H263ZM236 140H237V139H236ZM251 140L254 141L253 138H252ZM253 141L250 142V145H251V146H250V145H249V146L247 145L248 148H249V147H250V148H251V147L253 148V146H252V144H251ZM263 141H264V140H263ZM230 142H233V141H230ZM230 142H227V143H230ZM238 142L241 143L242 141H239V140H238ZM245 143H246V142H245ZM255 143H256V142H255ZM255 143H254L253 145H257V144H255ZM257 143L259 144V142H257ZM260 143H261V140H260ZM262 143H263V142H262ZM241 144H242V143H241ZM247 144H248V142H247ZM227 145H228V144H227ZM231 145H232V144H231ZM231 145H229L228 147H230ZM233 145H234V143H233ZM239 145H240V144H239ZM239 145H238V146H239ZM259 145H260V144H259ZM235 146H236V145H235ZM235 146H234V147H235ZM238 146L235 147V148H236V149L240 148V147H238ZM240 146H243V148H245L244 146H246V145H240ZM260 146H262V147H260ZM260 146H259V147H258V146H257V147L255 146V148H259V149L262 150V151H261V150H260V151L258 150V151H259V152H258V155H260L261 153H262V154L264 153V151H263V150H264V145H260ZM234 147H233V148H234ZM243 148H242V149H243ZM248 148H247V152H248ZM250 148H249V149H250ZM252 148H251V150L255 149V148H253V149H252ZM228 149H229V148H228ZM231 149H232V148H231ZM240 149H241V148H240ZM233 150H235V149H233ZM233 150H232V151H233ZM232 151H229V155H231ZM237 151H238V154H235V153H234L235 151H233V155H234V156H236V155H239V156H240L241 153L244 151V149H243V151L241 150V151H242L241 153H239V149H238ZM253 151H255V150H253ZM256 151H257V150H256ZM249 152H250V151H249ZM260 152H261V153H260ZM236 153H237V152H236ZM244 153H245V151L243 152V155H242L243 157L246 156V155H244ZM251 153H252V156H253V155L256 156V154H257V153L254 154L252 151H251ZM251 153H250V154H251ZM259 153H260V154H259ZM245 154H246V153H245ZM248 154H249V153H248ZM258 155H257V157H258ZM234 156L231 155V158L234 159V158H235ZM239 156H238V157L236 156V158H237L236 160H237V161H238V159H241V157L239 158ZM252 156H251V157H252ZM255 156H254V157H255ZM260 156H262V155H260ZM260 156H259V157H260ZM243 157H242V158H243ZM251 157H250V158H251ZM259 157H258V159H257L256 161H255L254 158H253V160H254V162H255L256 164H258V162H259ZM231 158L228 160V162H229L230 160H232ZM262 158H263L262 160H264V156H262ZM247 160H248V159H247V158L245 159V157H244V159H241L240 162H239V161H238V162H239L240 165H241L243 162L246 163L245 161H247ZM232 161L235 162L234 160H232ZM242 161H243V162H242ZM233 162L230 161V162L228 163V164H229V165H228L229 167L227 166V167H228V168L226 167L227 169H226L225 167H222V168H225V170H228V169L230 170V169H231V168H230V167H231L230 165L233 166V164H230V163H233ZM241 162H242V163H241ZM249 162H251V163L249 164V167H251V168L253 169V167H252L251 164H254V165H255V163H253V162L250 161V160H249ZM260 162H261V161H260ZM260 162H259V165H260ZM235 163H236V162H235ZM236 164H237V163H236ZM246 164H247V163H246ZM246 164H245V165H246ZM240 165H239V167H240V169H241V168H242V165H241V166H240ZM243 165H244V164H243ZM260 166H261L260 168H262L264 165L261 164ZM236 167H238V166L234 164V168H236ZM239 167H238V168H239ZM244 167H245V166H244ZM244 167H243V168H244ZM247 167H248V166H247ZM255 167H256V169H258V168H257V165H255L254 168H255ZM258 167H259V166H258ZM222 168L218 169V171H220ZM243 168H242V169H243ZM251 168H248V170H250ZM236 169H237V168H236ZM242 169H241V170H242ZM222 170H223V169H222ZM232 170H233V167H232ZM232 170H230V171H232ZM237 170H238V169H237ZM241 170H238V172H236V170L234 169V171L236 172V173H234L235 175H233V172H234V171L231 172V174H232V178H233V176H234V178H233L234 181H236L235 179H237V182H238V175H239L238 173L241 172ZM244 170H245V169H244ZM246 170H247V169H246ZM248 170H247V171H248ZM253 170H254V172L256 171L255 169H253ZM253 170H252V171H253ZM259 170H260V169H259ZM261 170H263V168H262ZM261 170H260V171H261ZM218 171L216 170V171L213 173L214 176H215V179L212 178V179H211L212 181L210 180V181H211V185H210L211 187H214V186H213V184H214V185L217 186V189L219 190L220 187H223V185L225 184V183H223V182L221 183L220 181H224V182H227V181H228L229 184H228V185L225 184L227 187H229V185H233V184L231 183V181H230V180H231V179H230V175H231V174L228 175V174L230 173L229 171H228L229 173L226 174L227 176L224 175L225 178H222V177L220 178V181H219V182L221 183V185H220V183L218 184V180H219V178L217 177V175L220 176V174H219ZM242 171H243V170H242ZM263 171H264V170H263ZM263 171H262V174H261V172H260V174H259L258 176L256 175L257 172L254 173V174L256 175V177L258 178V181H259V182L257 181V183H256V180H255L256 177L254 176L253 172L251 173L250 176L248 175L249 173L247 172L248 177H246V180H250L249 178L252 176V177H251V178H252V181H249V182H248L249 184H248L246 181H244V182H246L245 184H243L244 182L240 184V185H242V184L244 185V186L242 185L243 188H244V190H243L242 195H241L240 198H238V196L241 194V190H239V189H241L242 187H240L239 189H237V192H234V194L232 193V194H233V198L237 197V199H239V200H237V201H238L237 204H239V205L237 206V208H239V209H238V212H239L240 209H242V210H241L242 214H241V215H240V214L238 215V218H239V216H241V217L239 218V219H240V223H238V222L236 221L238 218H235V216H236L235 214H237V212H236L235 214H232V215L230 214L231 212H229V214H230V218H232V219H230V220H228V219H229V218H228L229 215H228V217H227L225 213H224L225 215H223V216H226L227 219H226V218H223V217H219V215H222V214H220V212H219V213H216V212H217L216 210L213 212L215 218H214L212 221L215 220V224H214L213 222H211V224H212V227L215 226V225H216V227H215V230H214V229L212 230V237H211V239H210L211 244L208 243L209 246H206L207 244L204 245V246H201V247L199 248V254H201V253H202L203 255H205V254H209V251H210V253H213V260H214V262H215V263L217 262V264H218V262H219L218 259L221 260V255H222L223 253H222V254L220 253V255L218 254V253L221 251L222 248L217 247V246H218L219 244H221V245H219V246L224 247V248L226 249L225 252H226V253L228 252V254L226 255L227 257H228V256H233V254L237 253V254H235V255H238V258L234 255L236 259H234L235 263H233V264H244L245 262H247L246 260H244L245 258L248 259V262H249V263L247 262L248 264H264V247H263L264 245H262V246L260 247V244H264V242H262V240H264V226H263V225H264V216H262V215L264 214V201H263V200H264V173H263ZM217 172H218V173H217ZM224 172L226 173V171H224ZM224 172H223V173H224ZM221 173H222V172H221ZM223 173H222V176H223ZM243 173H244V171H243ZM243 173L241 172L240 175H241V176L243 175V177H244V175L247 176L246 174H243ZM258 173H259V171H258ZM236 174H237V175H236ZM260 175H261V176H260ZM236 176H237V177H236ZM241 176H239V177H240V181H241V179H242ZM227 177H229L230 180H227ZM254 177H255V178H254ZM257 178H256V179H257ZM217 179H218V180H217ZM214 181H215V182H214ZM234 181H233V182H234ZM254 181H255V182H254ZM213 182H214V183H213ZM253 182H254V183H253ZM238 183H239V182H238ZM238 183H237V184H238ZM251 183H252L254 186H253ZM222 184H223V185H222ZM246 184H248L247 186L250 187V188L248 187L249 189L247 188L248 191L251 189L250 192H248V191L246 190V188H245V185H246ZM257 184H258V186H256ZM234 185H236V183H234ZM240 185H238V186H240ZM236 186H237V185H236ZM236 186H235V189H236ZM247 186H246V187H247ZM224 187H225V186H224ZM214 188H215V187H214ZM231 188H232L233 191H234V187H231ZM231 188L229 187V188H227V190L230 189L229 191H231ZM237 188H238V187H237ZM211 190H212V189H211ZM218 190H213V193H212V195H211V198L213 197L212 199H214V197H215L216 195L219 196L218 193H220V191L218 192ZM222 190H225V189L223 188ZM222 190H221V191H222ZM214 191H215V192H214ZM229 191H228V192H229ZM245 191H247V193H246ZM216 192H217V193H216ZM226 192H227V191H226ZM244 192H245V194H244ZM223 193H224V192H223ZM223 193L221 192V193H220L221 195L219 196V197L221 198V199H220L221 201H222V198H223V201H224L225 198H227L226 196H223ZM236 193H237V194H236ZM254 193H256V195H255ZM225 194H226V193H224V195H225ZM227 194H228V193H227ZM235 194H236L237 196H236ZM247 194H248L249 196H246ZM261 194H262V197H261ZM213 195H215V196H213ZM230 195H231V194H230ZM255 197H256V198H255ZM257 197H259V198L261 199V203H260V204L258 203L259 201H258ZM229 198H230V197H229ZM247 198H248V199H247ZM212 199H211V200H212ZM217 199L219 200V198H217ZM218 200H217V201H218ZM233 200H234V199H233ZM233 200L231 199V201H233ZM256 200H257V201H256ZM214 201H216V197H215V200H214ZM217 201H216V203H217ZM225 201H226V200H225ZM225 201H224V202H225ZM218 202H219V201H218ZM233 202H234V201H233ZM233 202H230V204H231V203L233 204ZM262 202H263V203H262ZM235 203H236V201H235ZM245 203H246V204H245ZM257 203H258V204H257ZM223 204H224V203H223ZM225 204H227V203H225ZM228 204H229V203H228ZM228 204H227V205H228ZM230 204H229V205H230ZM262 204H263V205H262ZM218 205H219V204H218ZM245 205H246V206H245ZM257 205H258L259 207H257ZM232 206H235V205H232ZM232 206H231V207H232ZM221 207H223V205H222ZM231 207L228 206L229 210L231 209ZM246 207H247V209H248L247 211L244 210V209H246ZM261 207H262V208H261ZM216 208H217V207H216ZM218 208L220 209V206H219ZM223 208H224V207H223ZM235 208H236V207H234L233 209H235ZM259 209H260V212H261V213L259 212ZM224 210H225V209H224ZM235 210H236V209H235ZM206 211H207V209H206ZM219 211L224 212V211H222V208H221ZM226 211H227V209H226ZM243 211H244L245 213H243ZM210 212H211V211L209 210L208 212H205V213H206V214H207V213L209 214ZM233 212H234V211H233ZM233 212H232V213H233ZM246 212H247V213H246ZM249 212H250V214H249ZM255 212H256V213H255ZM257 212L260 213V214H258ZM205 213H204V214H205ZM239 213H240V212H239ZM206 214H205V215H206ZM218 214H219V215H218ZM227 214H228V213H227ZM261 214H262V215H261ZM233 215H235L234 218H235L236 220H234V218L231 217V216H233ZM206 216H207V217H206ZM206 216H205V218H208V217H209L208 215H206ZM210 216H211V213H210ZM236 217H237V216H236ZM203 218H204V216H203ZM209 218H210V217H209ZM212 218H213V215H212ZM219 219H220V221H219ZM224 219H225V220H224ZM239 219H238V220H239ZM251 219H252V220H251ZM256 219H258V220L256 221ZM261 219H262V221H261ZM205 220H206V219H205ZM255 222H256V223H255ZM262 222H263V223H262ZM219 223H220V224H219ZM253 223H254V224H253ZM258 224H259V225H258ZM228 227H229L230 229H229ZM227 228H228V229H227ZM219 229H220V231H219ZM226 229H227V230H226ZM234 230H235V231H234ZM213 231H214V232H213ZM233 231H234V232H233ZM218 233L221 234V235H219ZM217 234H218V237H217ZM245 234H246V235H245ZM215 235H216V236H215ZM234 237H236V238L238 237V238H237V241H236L237 243H236V242L234 243V241H235V240H234V239H235ZM251 237H252V238H251ZM256 237H257V238L259 237L260 240L258 239V240H259V241H258L257 239H254V238H256ZM261 238H262V239H261ZM220 239H221V240H220ZM249 239H252V240H249ZM231 240H232V242H230ZM244 240H246V241H244ZM254 240H255V241H254ZM256 240H257V241H256ZM214 241H215V242H214ZM252 241H254V242H252ZM52 242H53L54 244L51 243V241H50V242H47V241H44V242H43V241H41V243L38 242V245L40 244L39 247H38V246L33 247V248H31V250H28V252H30V251L33 252V251L36 249V250H35L36 253L39 254V252L43 253L48 245H50V247H53V248H57V247H61V246H62V242H59V241H52ZM261 242H262V243H261ZM50 243H51V244H50ZM229 243H232L233 245L231 244V245H232V246H231ZM234 244H235V245H234ZM0 245H1V246L3 245V242H2V241H1ZM1 246H0V248L2 249ZM235 246H236V247H235ZM251 246L253 247V249H251V248H252ZM205 247H207V249H205ZM229 247H230V249H229L230 251H227V248H229ZM34 248H35V249H34ZM241 248H242V249H241ZM28 249H29V248H28ZM225 249H224V250H225ZM238 249H239V250H238ZM247 249H248V250L250 249L248 253H251V252L254 250V251H253V254H255V255L258 257V259L255 257V255H254V257H253V256H250V255H252V254H248V253H247V251H248ZM32 250H33V251H32ZM205 250H207V253H206ZM215 250H216V252H215ZM222 250H223V249H222ZM242 250H243V251H242ZM260 250H261V251H260ZM0 251H1V250H0ZM3 251H4V250H3ZM35 251H34V253H33V254H34V257L31 256V258H30V259H32V258L34 259V260L32 259L33 262H34V264H35V259L38 257V255H35ZM239 251H240V252L242 251L243 253L241 252L242 254H239V253H240ZM245 251H246V252H245ZM223 252H224V251H223ZM3 253H4V254L0 253V256H1V254H2V257L0 258V261H3V263L6 262L5 264H13L12 261H13L14 259H16V258H17V259L20 258L19 261L23 260V258H26V259H27V254H26L27 251H26V252L24 253V254H25V257L22 256V257H16V258H13V259L10 261V262H11V263H10L9 261H7V259H6V261H4L5 258H8V257H7L8 255H7L5 252H3ZM217 254H218V256H216ZM244 254L246 255V257H245ZM262 254H263V255H262ZM203 255H202V256H203ZM209 255H210V254H209ZM223 255H224V254H223ZM223 255H222V257H223ZM247 255H248V257H247ZM40 256H41V255H39V257H40ZM205 256H206V255H205ZM211 257H212V255H211ZM231 258H233V257H231ZM253 258H254V259H253ZM255 258H256V259H255ZM17 259H16V262H15V263L18 264L19 262H18ZM28 259H29V258H28ZM222 259H223V258H222ZM227 259H228V258H227ZM236 260H237V261H236ZM14 261H15V260H14ZM29 261H31V260H29ZM224 261H225V262H224ZM224 261H222V262L227 264L228 261L226 262L225 259H224ZM256 261H258V262H256ZM7 262H9V263H7ZM21 262H22V261H21ZM24 262L26 263L25 260H23V263H24ZM31 262H32V261H31ZM33 262H32V264H33ZM212 262H213V261H212ZM220 262H221V261H220ZM220 262H219V263H220ZM232 262H233V261H231V263H232ZM240 262H241V263H240ZM260 262H261V263H260ZM1 263H2V262H1ZM1 263H0V264H1ZM15 263H14V264H15ZM23 263H22V264H23ZM231 263H229V264H231ZM247 263H245V264H247ZM19 264H21V263H19ZM220 264H222V263H220Z\"/></svg>","mask_w":264,"mask_h":264}]
</instances>
